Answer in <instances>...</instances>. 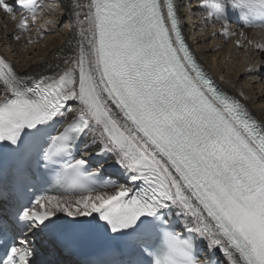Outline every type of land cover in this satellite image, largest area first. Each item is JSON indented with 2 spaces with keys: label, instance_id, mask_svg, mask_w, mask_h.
Here are the masks:
<instances>
[{
  "label": "snow or ice",
  "instance_id": "obj_1",
  "mask_svg": "<svg viewBox=\"0 0 264 264\" xmlns=\"http://www.w3.org/2000/svg\"><path fill=\"white\" fill-rule=\"evenodd\" d=\"M13 5L36 18L37 0L0 11ZM201 6L225 36L232 17L264 20V0ZM72 11L63 70L20 74L0 55V151L31 192L0 222V264H264V118L198 62L176 0Z\"/></svg>",
  "mask_w": 264,
  "mask_h": 264
},
{
  "label": "bare ground",
  "instance_id": "obj_2",
  "mask_svg": "<svg viewBox=\"0 0 264 264\" xmlns=\"http://www.w3.org/2000/svg\"><path fill=\"white\" fill-rule=\"evenodd\" d=\"M196 1L195 4L194 0H188L189 3L184 4L187 6L186 9L181 8V0H176V3L182 24L188 22L189 28H191L190 32L192 30L191 36L188 32V38L199 61L223 90L241 98L258 118H264V51L256 47L257 44H264V27L237 30L232 25L233 28L228 29L233 35L225 36L221 34L222 31L218 26H213L210 22V26L202 27L197 32V27L192 29L196 18L191 19L190 14L193 13L191 5H202L203 0ZM73 2L74 0H62L63 13L67 19L66 22H70V30L63 28V31L55 26L51 28L53 22L49 23V21L57 12L54 9L53 15L44 23L51 34H47L41 43H37L39 39H35L33 35L25 36L20 42L13 43L9 38V33L13 30L14 24L0 13V29L2 28L0 30V51L14 65L17 72L20 74L29 73L33 76L51 75L67 66L63 60L75 56L79 40V25L74 23L75 17L72 11ZM81 2L87 4L88 0H81ZM197 10H200L197 14L199 16L197 22L203 21L202 24L198 23L199 26L208 24L205 16H208L212 21L213 17L208 14L206 9L201 7ZM185 13L187 18L183 19ZM196 26L198 25L196 24ZM220 28L223 30V27L220 26ZM52 31L55 33L54 35ZM185 31L187 35V29ZM9 43L11 46L6 47L5 45ZM56 65H59V68Z\"/></svg>",
  "mask_w": 264,
  "mask_h": 264
},
{
  "label": "rangeland",
  "instance_id": "obj_3",
  "mask_svg": "<svg viewBox=\"0 0 264 264\" xmlns=\"http://www.w3.org/2000/svg\"><path fill=\"white\" fill-rule=\"evenodd\" d=\"M188 0H181V8H187V6H185L184 4H188L189 2H187ZM192 1V0H191ZM196 0H194V2L193 3H195L196 4V2H195ZM59 3V4H58ZM182 3H183V5H182ZM195 4H194V6H195ZM47 5H48V7H50L51 6V9L50 8H48V14H49V16L48 17H51L52 15H53V11H54V9H55V11H57L56 12V14H55V16H52L53 18H51V28H52V26H55V27H58V28H60V29H62L63 31H64V29H67V30H70V28H71V25H70V22H66L67 21V19L65 18V14L63 13L64 12V7H63V4H62V0H49L48 2H47ZM192 6V9H193V13L192 14H190L191 15V19H195L196 21H195V24H194V26H193V28L192 29H195L196 27V31L198 32L202 27L204 28H207V26H210L209 25V23L211 22V20H210V18L208 17V16H205V19H206V21H207V23L208 24H206L205 26L204 25H200L199 26V24L201 23L202 24V22H197V20L199 19V16L197 15V14H199V11L200 10H197L198 8H200L201 9V5H196L195 7L193 6V4L191 5ZM199 6H201V7H199ZM179 7H180V4H179ZM189 7V6H188ZM196 9H194V8ZM189 9H190V7H189ZM58 11H59V15H58ZM196 12V13H195ZM195 13V14H194ZM205 14V13H204ZM194 16V18H192ZM198 18H197V17ZM60 17V18H59ZM59 18V19H58ZM186 19L187 18V15H186V13H185V16L183 15V19ZM48 19V18H47ZM50 19V18H49ZM58 20V21H57ZM45 21L46 20H44V21H42V27L44 28V29H46V25L44 24L45 23ZM200 21V20H199ZM184 23V22H183ZM199 23V24H198ZM55 24V25H54ZM196 24L198 25V26H196ZM184 27H185V30L187 29V36H188V32H189V36H191V32H192V30H191V32H190V29L191 28H189V23L188 22H186V23H184ZM200 27V28H199ZM64 28V29H63ZM2 29V28H1ZM0 29V30H1ZM61 30V32H63ZM234 31H236V30H234ZM53 32V31H52ZM186 32V31H185ZM59 33H60V31H59ZM48 34H51V32H49ZM55 33L53 32V35H54ZM4 40H5V38H4ZM43 40V39H42ZM8 41L6 40V43H7ZM42 41H37V43H41ZM6 47L8 46H11V44L9 43V44H6L5 45ZM238 46H239V44H238ZM252 74V73H251ZM263 79H264V74H263Z\"/></svg>",
  "mask_w": 264,
  "mask_h": 264
}]
</instances>
